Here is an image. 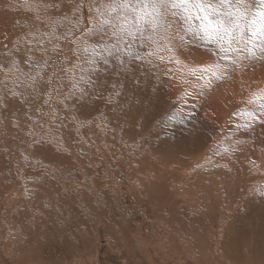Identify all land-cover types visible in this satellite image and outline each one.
<instances>
[{
    "label": "bare ground",
    "instance_id": "obj_1",
    "mask_svg": "<svg viewBox=\"0 0 264 264\" xmlns=\"http://www.w3.org/2000/svg\"><path fill=\"white\" fill-rule=\"evenodd\" d=\"M56 1L58 2L57 5H59V1L58 0H56ZM64 2H65V7L56 13V17H60L61 15L65 14L69 11V9L67 7L68 0H65ZM60 3H61V1H60ZM14 15L15 14H12V15L7 14V17L6 18L2 17V19L5 21L7 19H13ZM21 16L23 18V16L25 17L26 15L21 14ZM53 16H54L53 12H49V11L46 14H44L41 18L43 24L48 26V27H51L52 22L54 21ZM17 17H18V12L15 15V18H17ZM32 27L33 26H31V28ZM34 27L37 28L39 26L35 25ZM41 27L42 26H40V28ZM31 28H29V29H31ZM13 30L14 29L10 30V33L7 30H4V28H2V23L0 22V46H2L5 43H6L5 45H8V42L11 43V41H13V40H11V38H12V36H14L15 33H16L15 36H17L20 39H23L22 35L24 32L22 29L21 30L17 29L16 31L15 30L13 31ZM59 30L61 31V29H59ZM35 31H36V29H35ZM26 34L27 35L25 37L28 38V41L26 42V46H29L30 48L32 46L27 44V43H29V41H30L29 44H33L34 41L37 42V41H41L40 39H43V38H38V36L34 37L29 32ZM167 35H168V40H170V44L168 43V41L163 40V43H165V51H163L162 49H159V50L155 49V50H153V53H155V54L163 53L164 55L166 53V55L169 56V59H164V63H161V61H154L155 65L149 66V68H148L151 71L150 73H157V72L166 73V74H154L153 75L154 77H157L159 79V81H160L159 87L161 89H163V90H159V91L155 92L154 95L157 98H159L162 102H164V104H165L164 107L167 111H169V109L173 108L176 111V113L178 114V116L179 115L185 116L187 113V110L189 109V107L191 108L192 105H195L196 107L195 106L194 107L197 110V108H200V109H202L203 107L205 108V106L208 104L210 106V104L212 105L213 102L214 103H216L217 101L221 102L225 106V108H224L225 111L221 108L224 112L223 114L225 117H224V121H222L221 125L219 124L217 128L220 129V127L222 126L224 131H227L226 130V121H227V117H228V112H230L229 110H231V108L229 106V105H231L230 103L232 101H235V100L237 101V99L242 101V100H245L246 98H249L248 100L252 101L255 96L248 94V93H250L249 88H246L247 93L242 92V94L235 96L234 93H232L230 88L227 89L225 87L227 93L221 92V95H220L218 92H216V90L212 91V93L207 92L204 94L207 96L206 100L202 99L201 102H199L200 96L198 94L201 91L200 90L199 93L197 91V90H199V87L197 86V84H199V79H197L195 77V75H192L188 71V69L196 67L199 70L204 65L208 64V62L202 61L201 60L202 58H199V59L195 58L196 60L195 59L194 60L196 61V63H194V64H190V62H188V61L184 62V61L180 60L179 59L180 56L178 57L176 54L177 53L176 47L178 48L179 46L175 47L174 46L175 44L173 45V43H172V42H175L177 40L175 29L173 28V30L170 33H168ZM99 38L100 37H96L95 39H99ZM44 40H46V38ZM140 45H143V43L141 41H139V42L136 41L134 43L133 47L135 46L138 48V46H140ZM62 46L64 48L68 47L63 42H62ZM168 46H171V51H169ZM181 46H182V44H181ZM181 46L179 48H181ZM135 47H134V50H136ZM142 47L144 48L145 46H142ZM149 48H151V47H149ZM31 49L34 50V48H31ZM42 51H43V49L38 50V52H36V53L40 54ZM2 52H3V50L0 52V54L3 56ZM193 52H195V51H193ZM196 52H197V50H196ZM27 53L31 54L29 52V50L24 51L23 54L29 55ZM69 53L71 54V52H69ZM147 53H149V51H147ZM198 53H200V51ZM63 55H64V53H62V56ZM68 57H69V55L66 58H68ZM204 58H205V55L203 57V60H204ZM185 59H186V57H184V60ZM72 60H73L72 63H77V62L81 61V64L83 65L85 70L88 69L87 64L83 63V60L76 61L75 58H72ZM177 61H179V63H177ZM112 62H115V61H112ZM72 63L70 64V70L72 69ZM111 63L106 66V69H105V66L101 65L100 68L102 70L97 71V72H93L91 74V81H92L91 85H82V87H85L87 89V92H88V99H87V101H85L84 106L86 108H89L91 103L93 104V106H95L96 114L101 117L100 119H98V122L100 125L104 126L105 130H102L100 128L99 124H95L94 129L89 128L91 133L93 134V137L95 140V147L93 148V150L91 149V151L85 150V151H81L78 153H72L69 156L73 159V162L76 161V156L83 159V166L85 167V169H84L85 174L82 171L83 172V179L85 180V176H86V179L88 181L86 187H87V190L89 193L88 198H87L86 193H85L84 199H82L83 202H82L81 206L85 207L84 215L86 216V210H87L88 211L87 215L89 216L88 217V219H89L90 216L93 215V213L91 211L96 209V207L93 208L92 206H90L89 202H93L95 205L100 206V207L110 206L112 211H114V215H112L113 221L111 222L110 227L108 226V228L109 229L111 228V230H110V232L108 231L109 233L107 236V240L105 239L108 243V247H107V245L105 247H107V249L109 251L117 249L116 255L120 261V262H118L119 264H169L170 261H172L171 264H183L182 259H185V258H187V260L189 259L191 261H195L194 263H196V264H202L205 261H208L207 264H244V262H247L246 259L250 260L253 263L257 262V261L258 262L264 261V255L259 254L260 251H257L258 242L261 241L259 239L260 237L255 232H252V231H257L260 233L261 227H262L261 225L256 227L257 224L255 223L256 225L253 226L254 227V228H252L253 230L251 232H249V234H250L249 240L250 241L247 242V246L244 248L241 246L242 239L240 237L241 234L245 233L242 230V228L240 226L236 225V230L240 234L237 244H235L233 242V236H232V234H230V231L232 229V224H235V222H238L242 225L245 224L241 214H244L243 209L248 204L250 206V202L254 201V198H252L249 195L248 191L244 192V190L243 191L240 190V189H245L246 186H244L243 184L242 185L236 184L235 182H233V183H235V186H234V184H233V186H231L229 176H226L225 174L221 173L222 171H216L215 169L214 170L212 169V166L217 167L218 165H221V164L225 165L226 161H228V159L224 158L225 156L222 157L223 159H225V161H222L221 158L220 159L215 158V152L222 151V148L226 146V144H225L226 140L223 141V143H220L223 145L222 148H220L221 145L218 146L219 142L217 143V137L215 135L209 134L211 132V128H215L214 122L211 119H208L207 123L201 122L202 126H204L202 128H204L207 131L206 132L207 134H205V137L203 136V139L201 138L202 140L200 143H204L205 141H207V142L204 146H200V147L197 146L198 148L195 151L193 149V143L190 141L189 138L186 140H184V139L176 140L177 142H181L176 147H175L176 141H174V142L166 141V143H168V145L170 146V149L167 151L162 150L160 148L162 145L161 144L159 145L158 143H156L154 141V139H150L149 135L151 133H154V132L162 133V132H164V130L169 134H173V133L168 131V129H169L168 125L165 124V127H161L158 124L159 120H152V118H150L149 120L143 121V115H142L141 111H139V113H138V120L131 122V124H133L131 131L129 128V132L131 134L124 136L123 130L125 127H123V126L124 125L126 126L130 122H128V123L121 122L123 120H118L117 117L120 116L121 114L123 115V112L127 113V111L117 107L118 104L114 103L116 100L115 97L113 99H109V100L106 99V97L100 98L102 96V93H101L102 90L99 91V86H102V88L104 89V93H108L109 89H111V87H113V82H114L115 78L117 81H120V78L125 80L127 77L126 75L122 76L121 74L116 75L117 72L114 73V75L113 74L108 75L107 71L109 70ZM150 64H152V62ZM133 66H135V65H133V64L130 65L128 70H127L128 77H131V75L134 72V70L132 69ZM61 67L64 68L63 65ZM199 71H198V73H199ZM66 72H67V70H66ZM67 73H66V76L64 74L62 76V74H61L62 77L59 76V77H57V79H55L59 83H65L66 82L65 84H63L66 87H68L70 85L69 76L71 75V71H69L68 74ZM75 74L77 76L79 75L78 73H75ZM45 77H48V76H45ZM65 77H66V79H65ZM3 78H4V75L2 73H0V86H2L1 83H2ZM12 79H11V81H12ZM7 81H8V79H7ZM56 81L53 84L54 87L56 86L55 83L56 84L58 83ZM200 81H203V79L200 78ZM168 82H170L172 84V93L165 91L163 88L165 86V84H167ZM247 84H249V83H247ZM256 85H260V84H256ZM139 86H141V85H139ZM229 86L227 85V87H229ZM253 86H252V88H253ZM260 86H258V87L260 88ZM40 87H43V85H41ZM49 87H51V86H49ZM230 87H232V86H230ZM133 88H136V87H133ZM23 89H25V88H23ZM48 89L49 88L45 89V92H47ZM236 89H237V87H236ZM7 90L8 89H6L5 93H1L0 103L3 100H5L7 102L6 105H8V106L5 105V108L7 107V111H8V114H10V116L3 113V112H5V110L0 108V136H5L7 138L11 137L12 135L16 136L15 138H10V139L6 138L7 139L6 140L7 148L11 149V146L18 144V142L19 143L21 142L20 141L21 140L20 135L18 138V134L21 132L22 136H23L24 134H26L25 132L29 131V129L31 127L25 126L26 127L25 128L24 125L23 126L21 125L23 123V118H24L22 111H24V110H22V109L20 110V107H19L20 104H19L18 100H15L18 105L13 104V103H15L14 101H12V99H14V98L10 97V93H9L10 89H9V92ZM63 90H65V88ZM209 90H210V88H209ZM232 90H233V88H232ZM12 91H14V89ZM220 91H221V89H220ZM251 91L252 92L254 91L256 93L255 90H251ZM0 92H3V91H0ZM37 92H39V91H37ZM37 92H32V93H37ZM58 92H60V88H59ZM255 93H253V94H255ZM28 94H30V93H28ZM237 94H238V92H237ZM106 95L107 94H105V96ZM217 95H218V97H217ZM223 95H225L224 96L225 99L221 100L222 98H224V97H222ZM40 96H42V95H40ZM54 97H56V96L54 95ZM216 97L218 98V100L216 99ZM219 97H221V98H219ZM19 98H21V97H19ZM119 98H120V96H119ZM215 99L217 101H215ZM42 100H44V99H42ZM70 102H69V104H70ZM242 102H244V101H242ZM257 102L259 103L260 101H257ZM257 102H255V103H257ZM75 103H77V102H75ZM250 103H253V102H250ZM25 104H29L30 106L32 105L31 97L28 100H26ZM40 104H41V102H40ZM77 105L78 104H76L75 106H77ZM3 106H4V103H3ZM244 106L247 107L246 104ZM249 106H250V104H249ZM242 107H243V105H242ZM251 107H253V106H251ZM251 107L249 109H244V111L241 110L242 112H239V113H244L245 111H253L254 112L255 109L251 108ZM22 108H23V106H22ZM35 108H37V107H35ZM142 108H145V107H142ZM206 108H205V110H207ZM235 108H236V106H235ZM237 108L241 109L240 104H239V107H237ZM29 109H28V112L30 111ZM77 109L81 110L80 107ZM155 109H159V108L155 107ZM31 110L33 111L34 109H31ZM114 111H115V113H114ZM133 111H135V108ZM189 111H190V109H189ZM258 111H259V115H261V110L259 109ZM258 111H255V112L258 113ZM45 112H46V110H45ZM78 112L80 113V111H78ZM234 112L235 111L231 110V113H234ZM131 113H132V111L129 110V114H131ZM33 114H35L34 111H33ZM38 114L39 113H37V115ZM66 114H68V113L66 112ZM92 115H93V112L88 110V112H86L84 114H79L78 120H79V122L91 120ZM202 115H203V113H202ZM158 116H161V115H158ZM193 116H190L191 119ZM197 116H198V114H197ZM33 117H36V116L33 115ZM5 120H7L9 123V124L7 123L8 125L6 127L4 126V125H6V122H5V124L3 123ZM61 120H64V119H61ZM233 120H235V118ZM25 121H26V118H25ZM67 121L69 122V120H67ZM153 121L155 123H153ZM32 122H34V121H32ZM65 122H64V124H65ZM68 122H66V123H68ZM137 122H140V125ZM75 123H78V122L76 121ZM131 124H130V127H131ZM204 124L207 126H205ZM233 126H234V124H233ZM34 128H35V130H37L36 135L45 136L47 134V131L44 130L45 127L43 129L40 128L41 131L36 129V127H34ZM190 129H192V128H189L187 130H190ZM81 130H83V129L79 128L78 135L77 136L75 135V140L72 141V144H76L80 148H83L82 143H83V140L86 139V137L81 135V133H80ZM195 130H196V128H195ZM30 133H32V132H30ZM91 133L88 131L89 136L91 135ZM100 133H102V134L109 133V134H108V136H101V138H100L99 137ZM190 134H189V136H190ZM54 136H56V135H54ZM89 136L87 135V137H89ZM181 138H182V136H181ZM30 140L32 141L31 138H30ZM259 140H260V138H259ZM24 142H26V141H24ZM32 142L28 143V145H31ZM139 142H141V145ZM34 145H35L34 147H37V148L39 147V149L38 150L36 149V151H34V149H33L34 147H32V145H31V147H29L27 150L25 149L26 151L20 150V155L25 153L29 158L28 162L26 163V159H25V163H23L22 165H21L19 158H17L18 153H19L18 151L11 152V154H9L10 157H3V159L0 158L1 159V161H0V178L2 180H6V182H7L6 187H4V188L2 187V185H0V264H28V263H24L25 257L26 256L30 257L33 255H34V257L32 259H34V262L32 264H46V262H47L46 258L47 257H44L43 253H44V249L46 248V246L48 244L63 242L66 244V247L70 248V247L74 246L75 244L71 243L72 241L69 240L68 238H76L75 239L76 241L78 240L79 242L80 241L87 242L89 237H88L86 231L89 232V230L92 229V225L89 221H91V220L95 221V219L90 218L88 221L89 224H87V221L84 220V221H82L83 223H81V224L84 225V227L86 228V231H83L82 229L79 230V228H76L74 226L76 228V232L71 230L70 232L66 233L65 237H63V235H64L63 231L64 230L58 229L54 225L53 222H56L57 218H53V216L63 215V213H67L69 211V215L71 214L70 216L76 218L79 216V214H80L79 210H81V209L78 207L77 208L75 207L76 211L73 212V209H71V207L73 206V202L71 201L72 199L70 200V198L67 199V206L68 207L65 205L64 206L59 205L58 202L60 200H58V201L55 200L58 196H56L52 199V202L50 203V206L48 207V209H50L49 213H51V216L46 215V211L44 210V208L40 210L41 211L40 215H41V218L43 221L40 218L36 219L35 218L36 215H34V214L30 215L29 213L28 214L26 213L25 208H26V210L28 209V211L30 213H31V211L36 212L35 207H37L36 204H39V203L36 200H31V202L25 201V204H24V200H25L24 194L21 193V192H23L22 190H24V189L23 188H22V190L20 189L21 192H19V189H18L16 183L18 181L20 183H23V185L28 184L29 186H33L32 181L29 180L28 177H30L31 175H34V174H36V176L38 174H42V171L38 170V165H37L38 160L36 161V159H34L33 157L37 156L38 154L41 155L40 149H44V146L42 147V144H40L39 142L34 144ZM66 146H67L66 143L63 144L64 149L66 148ZM261 146H263V145H261ZM50 147H52L53 149H56L53 142L49 143V148ZM52 148H51V151L53 150ZM182 148L186 151L185 154H183L181 152L183 150ZM226 149L227 148L223 149V151ZM22 150H23V148H22ZM44 150H42V151H44ZM59 150H61V149H59ZM51 151L49 150V152H51ZM189 151H191L190 155H193V156L196 155V153H198L200 151L199 153L201 156H199V158L202 157L203 159H201V160L199 159V161H193V162H191L192 159H191V161H188L187 160V152L189 153ZM57 152H58L57 155H54V156L58 157V155H60L61 152H59V151H57ZM164 152H165V155L163 156ZM257 152H258V150H257ZM67 153H68V151H66V154ZM136 154H139V156L137 157ZM6 155H7V153H6ZM48 156H51V155H48ZM188 156H189V154H188ZM42 157L45 158V155H42ZM156 157H161V158H163L164 161L163 160L161 161L159 159V161H161L160 164H162V165H159L157 163V164H155L156 167L155 166L152 167L151 165H153L152 164L154 162L153 160H156V159H154ZM40 158L41 157H39V159ZM43 158L41 160H43ZM53 158H55V157H52L50 160L53 161L52 160ZM115 158L117 159L118 163H114L113 160ZM168 158H170V161H168ZM190 158H191V156H190ZM196 158H197V156H196ZM44 160H47V159L45 158ZM58 160H59V158H58ZM92 160H94V161H92ZM254 161H255L256 165L258 166L256 168H259V165H261L260 160H254ZM42 162L46 163L44 161H42ZM47 162H49V161H47ZM108 163H109L108 168L110 170H106V169L104 170L103 166L108 164ZM46 164L48 165L49 163H46ZM125 165H127V166L125 167ZM130 165H132V167H129ZM251 165H252V163H251ZM209 166H211V167H209ZM97 167L102 169V172L100 175L94 174V170H96ZM147 167H150V168H147ZM263 168H264V166H262V169ZM144 170H146L148 172H146ZM255 171H258V170L256 169ZM120 172L121 173L123 172L122 176H125V177L123 180L121 179V181L118 180V181H120V182H118L117 179L120 176ZM219 174H223L221 178H218ZM256 174L258 175V173H256ZM13 175L17 176L16 183L14 180H12V178L7 179V177H12ZM88 177H89V179H88ZM252 178H254V177H250V179H252ZM255 178H256V181H255V184L253 186H256L259 188L260 183L258 182V177H255ZM260 178L262 180L264 179V177H260ZM33 179L36 181H39V179L38 180L35 178H33ZM45 179H47V177ZM40 181H41V179H40ZM43 181H45V180H43ZM47 181H46V184H47ZM120 183L127 184L128 189L126 190V196L131 198V202L135 203V204L141 203L142 204L141 208H143L147 212L148 220L146 223H143V224L147 225L145 230H147L149 237H147L146 235L145 236L142 235V230L139 232H136V231H131L130 228L128 229L125 226L126 223H125L124 219H122L121 217L119 218V220L117 222L119 213H117L116 211L118 210L119 205L117 204L116 200H118L121 196V194L119 192V188L121 187ZM23 185H22V187H23ZM48 185L50 186V184H48ZM38 186H39V184H38ZM38 186H36V187H38ZM41 187L43 188L44 185ZM33 188H35V187H33ZM121 188H123V187H121ZM261 188H262V186H261ZM10 189H12V190L9 191ZM192 189H193V191H192ZM36 190H34V191L36 192ZM60 191L58 193H60ZM213 191H214V193H213ZM232 191H235V193L240 197V199L237 198V200L240 203L239 205H237V207L231 206L232 199L231 200L226 199L228 196L231 197L230 193ZM53 192L54 191H52V193ZM24 193H25V191H24ZM207 193H209V196L206 199L205 194H207ZM29 194H30V192H29ZM38 194H39V192L37 193V195ZM42 196H44V195L42 194ZM219 196H220L221 200L218 199ZM235 196L236 195H234V197ZM48 199H50V197ZM263 199H264V197H263ZM261 201H264V200H261ZM41 202H43V200ZM63 202H65V201H63ZM63 202H62V204H63ZM224 203H226L227 206H231V208H229V212H227V213H224L223 212L224 209L221 208V204H224ZM27 206H28V208H27ZM110 207H109V209H110ZM261 209H262V206L259 204L257 210L261 211ZM107 211H108V214L111 213V210H107ZM258 214H260V216H262V218L264 219V215L262 214V212H259ZM97 215H98V213H97ZM239 216H241V218ZM102 218H103V216H102ZM60 219H62V218H60ZM244 219H245V222L247 221L246 225L249 224V226H250V224H251L250 220H248L246 218H244ZM61 222H63V221H61ZM116 222H117V224H116ZM263 222H264V220H263ZM100 224L102 225V221L101 222L95 221V226L97 227V229H98V225L100 226ZM67 225L70 226L69 223ZM89 225H90V227H89ZM103 225H105V224H103ZM113 225H115V226L113 227ZM44 228H47V230H46L48 233L47 237L45 239L36 238V236L38 234H40L41 230ZM206 229L209 230L207 235L205 233ZM137 230H138V228H137ZM90 232H89V234H90ZM204 233H205V235H204ZM257 237H259L258 238L259 240L257 239ZM104 238H106V235ZM263 239H264V236H263ZM72 240H73V242H75L74 239H72ZM39 241H42L43 243H40ZM262 242H263V240H262ZM208 244H209V246L207 248H205V246ZM174 246L176 247V249L175 248L173 249ZM83 247H85V245H83ZM172 250H174V251H172ZM202 251L210 253L211 255L207 256L204 253H202ZM111 253H114V251ZM211 258H214L213 259L214 261H211ZM58 263H59V261L56 263H52V264H58ZM189 264H191V263H189Z\"/></svg>",
    "mask_w": 264,
    "mask_h": 264
},
{
    "label": "rangeland",
    "instance_id": "obj_2",
    "mask_svg": "<svg viewBox=\"0 0 264 264\" xmlns=\"http://www.w3.org/2000/svg\"><path fill=\"white\" fill-rule=\"evenodd\" d=\"M58 1H59V5H60L59 7H49V8H47L46 11H45V9L43 7H41L40 8V11H39V17L40 18L37 19L36 18L37 17V13L36 12H33V11H29L28 9H26V7L23 4V0H0V22L2 23V28H4V30H7L9 33H10V30H12V29H14L15 31L17 29L18 30H21L22 29L23 32H24L23 35H22L23 36V39H20L17 36H15V34H16L15 33L14 36H12V38H11V40H13V41H11V43L8 42V45H6V47H5V44L6 43L3 44L4 46L3 45L0 46V52L3 50V52H2L3 56L0 54V62H3L6 59V56L5 55H6V53L8 51H12L13 54H14V56H15V58L18 59V60L21 57L27 56V55H24L23 53H24V51H27L30 48L29 46H26V42L28 41V38H26L25 36H26V33H28V32L32 36H34V37H37L38 36V38H43V39H40L42 41V43L39 44V45L37 44L36 41H34L33 44H29L30 41H29V43H27L28 45L32 46L31 48H34L35 53L38 52V50L44 49L45 47L48 48L49 51H51V47L52 46H51V44L48 43V37H47V33L49 31H51V27H48V26L44 25L41 18H42V16L44 14H46L49 11V12H53V15H54L53 16V19H54V21L57 20V19H59V17H56V13L65 7V2H64L65 0H58ZM60 1H61V3H60ZM43 3L44 4H52V5H57L58 4V2L56 0H43ZM33 7H35V4H33ZM17 12H18V17L15 18V15L17 14ZM7 14H11V15L12 14H15V15H14L13 19H7L5 21V20L2 19V17H5L6 18L7 17ZM21 14L22 15L24 14L26 16L25 17L23 16V18H22ZM84 14H86V13H84ZM180 23L181 22L179 21L178 18L174 22V29H175V32H176L177 40L175 42H172L173 45L175 44L174 45L175 47L176 46H179L180 47L181 44H182L181 48H179V47L177 48L176 47V51H177L176 54H177L178 57L179 56L181 57V58L179 57V59L182 60V61H184V62L185 61H188V62H190V64L196 63L195 60L196 59H199V58H202L201 59L202 61H206L208 63H210V61L215 60L216 59L215 56H213V55L211 56L210 52L203 46V44L201 42H199L198 40H196L191 35L186 36L184 41H181L180 40V38H179L180 35H184L183 31L180 28ZM35 25L36 26L38 25L39 27L36 28V27H34ZM31 26H33V27L31 28ZM40 26H42V27L40 28ZM29 28H31V29H29ZM35 29H36V31H35ZM61 31H63V28H61ZM58 34H59V32H58ZM45 38H46V40H44ZM137 41L139 42L140 40H137ZM150 44H151L150 42H147L146 41V42H143V45L138 46V48L134 46L136 48V51L139 52V55L143 59L139 60V62L136 61V60L131 61V63L129 64V66L132 65V64L135 65L132 68L134 70V72L131 75V77H128V75H127L128 72L127 71H124L123 69H121L118 66L117 63H115V62H112L111 63V65L109 67V70L107 71V74L108 75H112V74L114 75V73L117 72L116 75H120L121 74L122 76L126 75L127 77H126L125 80L120 78V81H117L116 78H115L114 79V82H113V86H115V87H111V89H109L108 93H104V89L102 88V86H99V91L102 90L101 91L102 96L100 98L106 97V99L109 100V99H113L115 97L116 100H115L114 103L115 104H118L117 107H119L120 109H124V110L127 111V113H124L123 112V115L121 114L120 116L117 117L118 120H123L121 122H126V123L130 122L126 126L125 125L123 126V127H125L124 130H123L124 131L123 132L124 133V136H126L128 134H131L129 132V128H130V131H131L132 126H133V124H131V122H134V121L138 120V113H139V111H141V113L143 115V121L144 120H149L150 118H152V120H159L158 124L161 127H165V124L168 125L169 126L168 127L169 128L168 131L172 132L173 134H169V133H167L164 130V132H162V133L154 132V133H151L149 135V138L150 139H154V141L156 143H158L159 145L161 144L162 146L160 148L162 150H166V151L170 149V146L168 145V143H166V141H168V142H174V141H176L178 139H184V140H186V139L189 138L190 141L193 143V149H194V151L198 147L204 146L207 141H205L204 143H200V142L203 139V136L205 137V134H207L206 133L207 131L204 128H202L204 126H202V123L201 122L207 123L208 122V119H211L214 122V124H215V128H211V132L209 134L215 135L217 137V143L219 142L218 143V146L221 145L220 148H222V146H223L220 143H223V141L226 140V142H225L226 146L222 148V151L215 152V158H217V159H220L221 158L222 161H225V159L222 158V157L225 156L224 158L228 159V161H226L227 164L226 163H225V165L224 164H221V165H218L217 167H213L212 166V169L213 170L215 169L216 171H222L221 173L225 174L226 176H229L231 186H233V184L235 186V183L236 184H241V185L243 184L244 186H246L245 189H240V190H242V191L244 190V192L248 191L249 195L252 198H254V201H251L250 202V206L248 204L243 209L244 214H241V216L243 217V220H244V223L245 224L242 225V224H240L238 222H235V224H232V229L230 231V234H232V236H233V242L235 244H237L238 239H239V235H240L238 233V231L236 230V225L240 226L242 228V230L245 232V233H243V234L240 235V237L242 239L241 246L243 248L246 247L247 246V242L250 241L249 240V237H250L249 232H251L253 230L252 229V228H254L253 226L256 225V224H257L256 227H258V226L261 225L262 227H261L260 233L257 232V231H252V232H255L260 237V238L257 237V239L259 238L261 240V241L258 242L257 251H260L259 254L264 255V246H263L264 245V239H263V236H264V222H263V220L264 219L262 218V216H260V214H258L259 212H262V214L264 215V204H263L264 201H261V200H264L263 199V197H264V179L262 180L260 178V177H264V173H263L264 172V170H263L264 168L262 169V166H264V122H262V121H264V118H263L264 116L259 115V111H258L260 108H258V105L257 104H259L261 101L258 103L257 101H259V100H256L255 99V97H257V95L259 96L261 94L260 93V90H264V86H263L264 85V58H261V59H252V60L244 59V60L238 62V66H236V65H229V67L227 69V75H226V77L224 79H221V80L215 79V77H212L211 73H209V72L207 74L206 73H203V78H202L203 81H200V78H199V84H197V86L199 87V90H197L198 93L201 90L200 91L201 94L200 93L198 94L200 96L199 97V102H201L202 99L203 100H206L207 96L204 95L205 93H207V92H211L212 93V91L216 90V92H218L221 95V92L227 93L226 92V88L227 89L230 88L231 91H232V93H234L235 96L236 95H239V94H242V92L247 93L246 92L247 91L246 88H249L250 89V93H248V94L249 95H252V96L253 95L255 96L252 101H255L257 103H255V102L250 103L251 100H248L249 98H246L245 100H242L244 102H242L241 100H238L237 99V101L235 100V101H232L230 103L231 105H229V106H230L231 110L232 111H235V112L234 113H231V110H229L230 112H228V117H227V121H226V130L227 131H224V129H223L222 126H221L222 128L220 127V129L217 128L218 125L219 124L221 125L222 121H224V117H225L224 114H223L224 113L223 110H224L225 106L221 102H218L217 101L218 100V98H217L218 95L216 97L217 100L215 99V101H217L216 102L217 104L213 102L212 105L210 104V106H209V104H208V105L205 106V108L207 107L206 109L208 111L205 110L204 107L202 109L197 108V110H196L195 109L196 106L195 105H192L191 106L192 109L189 107L190 111L188 109L185 116L184 115H181V116L179 115L178 116V114L176 113V111L173 108L172 109H169V111H167L165 109L164 102H162L159 98H157L154 95L155 92H157L159 90H163V89H161L159 87L160 86L159 79L157 77H154L153 75L154 74H166V73H164V72L150 73L151 71L148 68H149V66H154L155 65V62L154 61H161V63H164V59H169V56L166 55V53H165V55L163 53H160V54L153 53V50H155V49H157V50L162 49L163 51H165V43H163V40H160L158 38V43L157 44H151V45ZM142 46H145V47L143 48ZM61 47L63 48V53H64V55L62 56V60H63L64 57H67L69 55V57L67 58V61H73L72 58H75V55L70 51L69 47H66L68 50L66 48H64L62 46V42H61ZM149 47H151V48H149ZM169 47L171 48V46H168V48ZM192 50L195 51V52H193ZM196 50H197V52H196ZM147 51H149V53H147ZM199 51H200V53H198ZM69 52H71V54ZM27 54H29V53H27ZM29 55H31V54H29ZM36 55H37V57H39L41 55V53L40 54L39 53H36ZM204 55H205V58L203 60ZM159 57H163V59L161 60ZM184 57H186L185 60H184ZM67 61H64L62 64L60 62H58L59 63L58 64V68L63 65L64 66V69H65V71H64L65 73L64 72H61L59 76H61V74H62V76H63V74L66 76V73L67 72L69 73V71H70V64L71 63H68ZM149 62L150 63L152 62V64H150ZM77 63H80L81 64V61L80 62H77ZM221 63H223V61H221ZM129 66H128V68H129ZM22 67H23L24 71L25 70H26V72L28 71V68L26 66L22 65ZM87 67H88V65H87ZM66 70H67V72H66ZM198 71L199 70H197V73H198ZM75 73L80 74V69L79 68L75 69ZM197 73L195 74V77L198 79V77H201L202 76V73L200 71H199L200 74L199 73L197 74ZM49 75H50V72H49ZM59 76H57V77H59ZM57 77L55 79H57ZM12 78L13 77L9 76L7 78L8 79V81H7V79L5 80V76H4V78L2 79V83H1L2 86H0V91H3V92H0V95H1V93H5L6 92V89H8L7 90L8 92H9V89H10V92H9L10 93V97L11 98H14V99H12V101L15 102V103H13V102L12 103L15 104V105H18L17 102L15 101V100H18L19 101V104H20V106H19L20 107V110L21 109L24 110V111H22L23 112L22 114L24 115L23 116L24 118H23V123L21 125L22 126L24 125V127L25 126L26 127H29L30 126L31 128L29 129V131H26L25 132L26 134H24L23 136H22V133L21 132L18 134V138H19V135H20V138H21L20 141L21 142L20 143L18 142V144L11 146V149L13 148L12 150L9 149V148H7L6 140L7 139H10V138H15L16 136H14L12 134L11 135L13 137L11 136V137H8V138L5 137V136H0V141H1L0 142V158L3 159V157H10L9 154H11V152L18 151L19 153H18V157L17 158H19V160L21 162V165H22L23 163H25V159H26V163H27L29 158H28V156L25 153L20 155V150L21 151H26L29 147H31V145H32V147H34L35 146L34 144H36L38 142L40 144H42V147L44 146V149H45V150L44 149H40L41 155L38 154L37 156H34L33 157L34 159H36V161L38 160L37 161L38 170L39 171H42V174H38L37 176H36V174H34V175H31L30 177H28V179L32 181V185L33 186H29L28 184H26V185L24 184L23 185V183H20L18 181L16 183V180H17V176L16 175L15 176L13 175L12 177H7V179L8 178H12V180L15 181V183L17 184V187L19 189V192H21L22 188L24 189V190H22L23 192H21L22 194H24V199H25L24 200V204H25V201H27V202H31V200L38 201L39 204H36L35 203L37 205V207H35L36 212L35 211L32 212L30 210L31 211V213H30L28 211V209L26 210V208L24 207L26 213L27 214L29 213L30 215H33L34 214V215H36V217H35L36 219H39L40 218L42 220L41 215H40V213H41L40 210L44 208V210L46 211V215L51 216V213H49L50 212V209H48V207L50 206V203L52 202V199L54 197L58 196L57 197L58 199L56 198L55 200H57V201L60 200L58 202L59 205H61V206H64V205L67 206V199L70 198V200L72 199L71 201L73 202V206L71 207V209H73V212L76 211V208L77 207L81 209V210H79V212H80V214L78 216L79 218L78 217L74 218V217L70 216L71 214L69 215V211L67 213H63V215L53 216V218H57V221L56 222H53L54 225L58 229L64 230L63 231V234H64L63 237H65L66 236V233L70 232L71 230L74 231V232H76V228H79V230L82 229L83 231H86V228L84 227V225L81 224V223H83L82 221H84V220L87 221V224H89L88 221H89L90 218L95 219V221H99V222L102 221V225L101 224H100V226L98 225V229L95 226V221L94 220L89 221L91 223V225H92V229L89 230V232L91 231L90 234L92 236L89 234L88 231H86L87 232V235L89 237L88 240H87V242H82V241L79 242L78 240L77 241L75 240L76 238H68L69 240L72 241L71 243H74L75 244L74 246L70 247L71 249L68 248V247H66V244L63 243V242H61V243H54V244L53 243L48 244L46 246V248L44 249V253H43L44 254V257H47L46 258V261H47L46 264H52V263H56L58 261H59L58 264H61L62 262H63L62 264H117L118 262H120L119 259H118V257H117V255H116L117 254L116 253L117 252V249L116 250L109 251L107 249L108 243L106 241L107 240L108 233L111 230V228L109 229L108 226L110 227L111 222L113 221L112 220V215H114V211H112V209H111L110 206H107V207L102 206V207H100V206L95 205L93 202H89L90 203V206H92L93 208L96 207V209H94L93 211L90 210L93 213V215L90 216L89 219H88L89 216L87 215L88 214V211L87 210H86V216L84 215V213H85V207L81 206V204L83 202L82 199H84L85 193H86V196L88 198L89 197V193H88V190H87V187H86V185L88 183V181L86 179V176H85V180L83 179V172H84V169H85V167L83 166V159L80 158V157H78V156H76V161L73 162V159L71 157H69L72 153H78V152L85 151V150L91 151V149L93 150V148L95 147V140H94L93 134L91 133V131L89 129V128H93L94 129V125L95 124H99L98 119L101 118L100 116H98L96 114V108H95V106H93V104L91 103L92 106L90 105L89 106L90 109H89V108H86L84 106L85 105V102L83 103V102H81L79 100H74V99H70V101L72 103L69 100H68V102L66 101V103L68 105V107L66 109L65 108L63 109V107L57 106L56 104L55 105L52 104L51 106L50 105H45L43 103H44V100L47 97V95L41 94L42 96H40V95L37 94L38 92L37 93H32L33 91L31 89L30 90L29 89H26L25 87L21 86L20 84H15L14 85ZM11 79H12V81H11ZM21 79H23V78H21ZM65 79H66V77H65ZM206 79H211V81H212L213 84L211 83V86H205V84L207 83V80ZM44 80L47 82L48 81V77H44ZM55 81L56 80H54V82ZM54 82H52L51 84H49V86H51V87L48 86L49 89L47 90V92L52 91L53 89H56V91L58 92L59 91V88H60V93L61 94L66 93L68 91V87L70 85L68 87H66V86L63 85L66 82L65 83H59L58 81H56L58 83L57 84L55 83V85H56L55 87L53 85ZM247 83H249V84H247ZM255 83L256 84H260L263 88L260 85H256ZM139 85H141L142 87L139 86ZM227 85L228 86L230 85L232 87H230V86L227 87ZM252 86H253V88H252ZM258 86H260V88ZM22 87L25 88V89H23ZM133 87H136L137 89L136 88H133ZM236 87H237V89H236ZM64 88H65V90H63ZM163 88H164L165 91L172 93V84L170 82H168L167 84H165V86ZM209 88H210V90H209ZM232 88H233V90H232ZM13 89L16 92H23L24 93L23 97L19 98V97H13V96H11V91ZM220 89H221V91H220ZM251 90H255L256 93L254 91L252 92ZM37 91H39V88L37 89ZM117 91L119 92V95H116V92ZM27 92L30 93V94H28ZM237 92H238V94H237ZM253 93H255V94H253ZM105 94H107V95L105 96ZM54 95L56 96V92H53V96ZM119 96H120V98H119ZM224 96L225 95H223L222 97H224ZM30 97H31V103H32L31 106L29 104H25L26 103V100H28ZM219 98H221V97H219ZM42 99H44V100H42ZM224 99H225V97L222 98L221 100H224ZM40 102H41V104H40ZM69 102H70V104H69ZM75 102H77V103H75ZM3 103H4V106H3ZM6 103L7 102L5 100L1 101L0 108H2V109L5 110V112L2 111L3 113H5V114H7V115L10 116V114H8L7 107L5 108ZM76 104H78V105L75 106ZM239 104H240V108L241 109L237 108V107H239ZM245 104L247 105V107L244 106ZM249 104H250V106H249ZM232 105L233 106L235 105L237 109L235 108V106L233 107ZM242 105H243V107H242ZM6 106H8V105H6ZM22 106H23V108H22ZM251 106H253V107H251ZM35 107H37V108H35ZM54 107L58 109L57 110V114H56L55 117H53L50 114L52 108H54ZM79 107H80L81 110L77 109ZM142 107H145V108H142ZM155 107L156 108H159V109H155ZM250 107L255 109V110L253 109L254 112L255 111H258V113L255 112V114L257 116V119L251 124L250 127H243L242 125L245 123V119L246 118L243 115V113H239V112L244 111V109H249ZM134 108H135V111H133ZM28 109L30 110L29 112H28ZM31 109H34L33 111L35 112V114H33V111ZM45 110H46V112H45ZM88 110H90L91 112H93V115L91 116L92 119L91 120H87V121H83V122H79V120H78L79 119V114H84V113L88 112ZM129 110L132 111L131 114H129ZM78 111H80V113ZM36 112L39 113V114L37 115ZM66 112L68 114H66ZM114 113H115V111H114ZM202 113H203V115H202ZM197 114H198V116H197ZM33 115L36 116V117H33ZM158 115H161V116H158ZM190 116H193L192 119H191ZM25 118H26V121L27 122L25 121ZM234 118H235V120H233ZM61 119H64V120H61ZM67 120H69V122ZM32 121H34V122H32ZM65 121L68 122V123H66ZM76 121L78 123H75ZM5 122H6V125H4V126L6 127L9 123H8L7 120H5L3 123L5 124ZM64 122H65V124H64ZM137 123L140 125V122H137ZM153 123H155V122L153 121ZM130 124H131V127H130ZM233 124H234V126H233ZM99 126H100V128L102 130H105V128H104L103 125H100L99 124ZM205 126H207V125H205ZM34 127H36V129H38L40 131H41L40 128L43 129L45 127L44 130L47 131V134H46L47 136L46 135L45 136L36 135L37 134V132H36L37 130H35ZM79 128H82L83 129L80 132L81 135H83V136L86 137V139H84L83 140V143H82L83 148H80L76 144H72V141L75 140V135L76 136L78 135ZM189 128H192V129L187 130ZM195 128H196L197 131L195 130ZM88 131L91 133L90 136L88 134ZM30 132H32V133H30ZM108 134L109 133H106V134L100 133L99 137L101 138V136H108ZM189 134H190V136H189ZM54 135H56V136H54ZM87 135L89 137H87ZM181 136H182V138H181ZM30 138L32 139L33 142L30 140ZM259 138H260V140H259ZM24 141H26V142H24ZM30 142H32L31 145H28V143H30ZM50 142H53V144L55 145V148L56 149H53L52 147L49 148V143ZM65 143L67 144V146L64 149L63 148V144H65ZM139 143L141 145V142H139ZM179 143H181V142H177L176 141L175 147ZM261 145H263V146H261ZM22 148H23V150H22ZM51 148L53 149L52 151H51ZM225 148H227V151L226 150L223 151V149H225ZM33 149H34V151H36V149L38 150L39 147L38 148L37 147H34ZM59 149H61V150H59ZM42 150H44V151H42ZM49 150L52 153L49 152ZM257 150H258V152H257ZM57 151L61 152V154H60L61 156L60 155H58V157L57 156H54V155H57V153H58ZM66 151H68L67 154H66ZM184 151L185 150L183 149L181 152L183 154H185L186 151L185 152ZM190 152L191 151H189V153L187 152V160L188 161H191V159H192L191 162H193V161H199V159L200 160L203 159L202 157L199 158V156H201L200 153H199L200 151L198 152L199 154L196 153V155H194V156L193 155H190L191 154ZM6 153H7V155H6ZM188 154H189V156H188ZM42 155H45V158L47 160H44L45 158H43L44 156L42 157ZM48 155H51L52 157H55V158L52 159L53 161L50 160L52 157L51 156H48ZM164 155H165V152L163 153V156ZM136 156L138 157L139 154H136ZM190 156H191V158H190ZM196 156H197V158H196ZM39 157H41V158L39 159ZM42 158H43V160H41ZM58 158H59V160H58ZM170 158H168V161H170ZM1 159H0V161H1ZM154 159H156V160H153L154 162L152 163L153 165H151L152 167H154V166L156 167L155 164H157V163L159 165H162L160 163L163 160V158L156 157ZM159 159L161 161H159ZM254 160H260V164L261 165H259V168H254L251 165V162L254 161ZM42 161H44L46 163H49L48 164L49 166L46 163H43ZM47 161H49V162H47ZM92 161H94V160H92ZM113 161H114V163H118L116 158ZM108 166H109V163L106 164V165H104L103 166V169L104 170L105 169L106 170H110L108 168ZM126 166L127 165H125V167ZM129 167H132V165H130ZM209 167H211V166H209ZM147 168H150V167H147ZM256 169L258 171H255ZM144 171H146V170H144ZM101 172H102V169L101 168H98V167L96 168V170H94V174L95 175H100ZM146 172H148V171H146ZM256 173H258V175ZM84 174H85V172H84ZM223 174H219L218 175V178H221ZM122 175H123V172L122 173L120 172V176L121 177L119 176V178L117 179V181L118 180L121 181V179L122 180L124 179L125 176H122ZM32 177L35 178V179H37V180L39 179V181L34 180ZM46 177H47V179H45ZM250 177H254V178L250 179ZM255 177H258V182L260 183L259 188L256 187V186H253L255 184V181H256V178ZM40 179H41V181H40ZM88 179H89V177H88ZM43 180H45V181H43ZM46 181H47V184H46ZM120 181H118V182H120ZM233 182H235V183H233ZM6 183H7L6 180H2L0 178V185H2L3 188L6 187ZM38 184H39V186H38ZM42 184L44 185L43 188L41 187V186H43ZM48 184H50V186ZM121 184L122 183H120V186L123 187V188H121V187L119 188V192H120L121 196H120V198L118 200H116L117 204L119 205L118 210L116 212L119 213V215H120V216L118 215L117 222H118L119 218L121 217L122 219H124V221L126 223L125 226L128 229L130 228L131 231H136V232H139V231L142 230V235H144V236L146 235L147 237H149L148 236V233H147V230H145V228L147 227V225L143 224V223H146L147 220H148V214H147V212L143 208H141V206H142L141 203L140 204H135V203H132L131 202V198L128 197V196H126V190L128 189L127 188L128 187L127 184H124V183L122 185ZM22 185H23V187H22ZM36 186H38V187H36ZM261 186H262V188H261ZM33 187H35V188H33ZM11 190L12 189H10L9 191H11ZM34 190H36V192ZM24 191H25V193H24ZM52 191H54V192L52 193ZM59 191H60V193H58ZM192 191H193V189H192ZM29 192H30V194H29ZM38 192H39V194L37 195ZM213 193H214V191H213ZM42 194L44 196H42ZM207 194H205L206 199L209 196V193H207ZM234 195H236V196L234 197ZM45 196L46 197L48 196V197L46 198ZM230 196L231 197L228 196L229 198L227 197L226 199H229V200L232 199L231 206L237 207V205L240 204L239 201L237 200V198L240 199V197L235 193V191H232L230 193ZM49 197H50V199H48ZM218 199L221 200L220 199V196L218 197ZM42 200H43V202H41ZM63 201H65V202H63ZM62 202H63V204H62ZM259 204L262 206L261 211L260 210H257ZM231 206H227L226 203L221 204V208L224 209V211H223L224 213L229 212V208H231ZM109 207H110V209H109ZM27 208H28V206H27ZM107 210H111V213L108 214V211ZM97 213H98V215H97ZM102 216H103V218H102ZM241 216H239V217L241 218ZM59 217L62 218V219H60ZM244 218L250 220V223H251L250 226H249V224L246 225L247 221L245 222V219ZM60 220L63 221V222H61ZM117 222H116V224H117ZM68 223L70 224V226L67 225ZM103 224H105L106 226L103 225ZM114 226L115 225H113V227ZM89 227H90V225H89ZM47 228L42 229L41 232H40V234H38L36 236V238H38V239H45L47 237V234H48L47 231H46ZM137 228H138V230H137ZM208 231L209 230H207V229L205 230L206 235H207ZM205 233H204V235H205ZM105 235H106V238H104ZM72 239H74L75 242H73ZM262 240H263V242H262ZM39 242L40 243H43L42 241H39ZM83 245H85V247H83ZM106 245H107V247H105ZM208 246H209V244L206 245L205 248H207ZM174 248L176 249L175 246L173 247V249ZM113 251H114V253H111ZM172 251H174V250H172ZM202 253H204L207 256H210L211 255L210 253L203 252V251H202ZM33 257H34V255L33 256H30V257L26 256L25 257V260H24V263L32 264L34 262V259H32ZM213 259L214 258H211V261H214ZM246 261L247 262H244V264H247L248 262H249L248 264H252L253 263V262H251L250 260H247V259H246ZM171 262L172 261H170L169 264H171ZM182 262H183V264H189V263L196 264V263H194L195 261H191L189 259L187 260V258L182 259ZM205 263L207 264L208 261H205L202 264H205ZM253 264H264V261H259V262L257 261V262H254Z\"/></svg>",
    "mask_w": 264,
    "mask_h": 264
},
{
    "label": "snow or ice",
    "instance_id": "obj_3",
    "mask_svg": "<svg viewBox=\"0 0 264 264\" xmlns=\"http://www.w3.org/2000/svg\"><path fill=\"white\" fill-rule=\"evenodd\" d=\"M23 4L29 11L37 13V19L41 7L45 11L49 7H59L44 4L43 0H23ZM67 7L69 11L53 21L51 31L47 33L51 51L45 47L37 57L35 50L29 48L31 55L19 60L8 51L6 59L0 62V73L5 79L11 76L14 85L20 84L33 92L39 88L37 94L48 97L44 100L45 105L67 108L66 101L70 99L87 101L88 92L82 85H91L93 72L102 70L101 65L106 69L112 61L127 71L131 61L143 59L133 47L137 40L157 44L159 38L170 44L167 34L173 30L177 18L184 33L180 40L191 35L216 58L199 69L202 76L198 79L203 78V73L210 72L212 77L221 80L226 77L229 65L238 66L244 59L264 58V0H68ZM61 28L62 32L59 31ZM61 42L69 47L76 61L83 60L88 65L87 70L80 63L67 61L66 57L62 60ZM41 43L37 41L38 45ZM64 61L72 63L68 91L63 94L55 89L45 92L65 71L63 67L58 68V62ZM77 68L80 69L78 76L75 74ZM197 70L196 67L188 69L192 75ZM46 75L47 82L44 80ZM211 83V79H207L205 86ZM260 93L255 99L261 101L258 107L264 116V90ZM11 95L23 97L24 93L12 91ZM116 95H119L118 91ZM57 110L52 108L50 114L55 117ZM243 115L246 118L243 127H250L257 119L253 111H245ZM251 163L254 168L258 167L255 161Z\"/></svg>",
    "mask_w": 264,
    "mask_h": 264
}]
</instances>
